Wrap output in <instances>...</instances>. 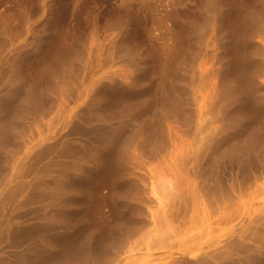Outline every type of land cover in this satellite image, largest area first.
<instances>
[{
  "label": "bare ground",
  "instance_id": "bare-ground-1",
  "mask_svg": "<svg viewBox=\"0 0 264 264\" xmlns=\"http://www.w3.org/2000/svg\"><path fill=\"white\" fill-rule=\"evenodd\" d=\"M206 2L200 6L199 17H195L197 19L194 20L193 18V21H190V18H186L188 15L186 17L184 15L185 19L190 22L185 21V19L183 20L181 17L182 20L179 18H176V20V14H174V12L177 10H174V12L173 8H169V11L167 10L170 21V26L168 25V29L170 28V32H168V41L170 40V42H167L169 44L168 47H166L168 49H166V53H168V74L166 83H164L165 87H161V91H159L160 93H158V95H156L157 92L155 91L156 93H153L154 96H119L120 102L116 103L119 105L111 103L117 107L115 106L114 108L112 105V108L110 106V101L113 102L114 99L110 100L111 96H107V94H109L108 92L124 89L137 93L143 89L141 83L144 81L141 83L139 82L140 70L137 72V69L144 67V58L139 52L140 56L137 55L135 48L133 49L131 45L127 43L125 38L126 33L122 32L113 37L110 50L109 52L107 51V54L104 53V55L106 54L108 58L110 57V60L108 59L109 62H112L111 59L113 57H121L123 59L127 56L125 61L130 60L129 64L131 63L136 67V72L133 71L132 73V71L124 70L125 68L119 71L121 70L119 69L121 65L118 66V70L104 68V71L100 70V72L98 71L99 73L93 76L91 75L92 77L84 88L85 96H83L84 94L81 96L79 94V96H68L71 91L68 89L69 87L66 88L63 84L59 83V80V82L56 81V78H59V74L61 73L60 70L57 74L52 72L55 74V77L57 76L56 78L54 76L52 77L53 74L50 73V76L54 78L52 80L50 77V84H53L55 81L57 82L54 84L55 87H53L54 85L51 86L54 89L58 88L60 90L58 91L56 89L59 92L56 91L58 93L56 94L59 96L51 95V98L47 96L50 93L47 91L48 88H45V92L44 90L37 92L35 88H32L33 86L29 87L28 85H24L25 83L19 81L20 79L18 77L19 80L16 78L18 81L15 83L12 82L13 80L15 81V79L10 80L11 78L8 77V75V78H4L6 82H3L4 87L1 86L2 88H0V151L3 150L4 155H2L5 158V162L1 160L3 158L0 159V162L5 164L0 163L1 170H3L2 168L4 166L7 168L6 170H8L10 166L9 162L12 159L14 160L13 157L15 154L17 155L16 152H20L23 145L27 147V143L29 144V142L32 141V134L24 131L28 130L30 124L34 123H32L34 119L33 115L37 113L42 117L49 115L50 112H54L52 114L56 116V125L53 127V133L47 137L49 142H51L50 147L52 148L50 161H48L49 166L42 167V169L40 168L35 176V179L38 180V184L34 186L36 190V197L34 198H37L35 206L38 202V208L34 207L36 210V216L34 215V217L35 219L38 218L36 221L40 219L39 222L41 221L43 224L38 222L37 224L39 226H33L34 229L41 228V230H35L36 234L33 233L35 236L33 237L31 234V237L28 239L25 234L28 232L25 224L26 221H28L27 218L29 217L30 219V216L26 218L30 210H27L28 212L26 213L24 209L21 213V209H16L17 213H21V215L19 213L20 216L17 218L14 216L15 212H10L14 217L11 216L12 220L11 218L8 219L10 222L6 220L5 224L7 226L10 225L9 229H11L13 225H17L16 227L13 226L16 228L14 229L17 230L19 226L18 228H20V230L18 231L24 233L19 236V232H17V237L15 236L17 233L13 234V232H15L14 229L10 231L15 237H20L17 241L11 238L12 234L7 233L8 236L10 235L9 238L13 241L10 245L15 248L11 250L12 252H7L6 249L0 248V264H35L42 255L46 256L50 253H55L56 246H58L59 242H66L67 240H73V238L78 237L76 231L77 224L80 223L79 221L82 222L79 218L82 219L81 216L83 215V209L80 205L81 200L79 201L83 193L79 190L78 184H88L90 178L93 175L98 176L103 172L107 164L111 167L112 172L115 173V176L113 175L115 177L114 181L116 186H119V192L114 191L112 192L113 194L109 193L108 195H113L109 198L107 195H104L105 197L107 196L105 198L106 201L108 198L111 212L114 214L116 213L119 219L117 217L116 220L111 219L112 222L110 223L114 228L108 225L110 224L108 218H103L102 221H105L107 227L109 226L111 229L117 227L116 234L114 233L115 230L112 232V235H114V244H116L111 248V251L109 250L110 252H107V256L103 257V255L100 256L97 254L95 245L92 242L93 238L87 237L85 239V247L80 250L81 254L78 255L75 260L72 259V261L65 258L64 260L66 262L63 263L64 260L62 259V263L60 262L61 260L59 261L61 264H87V259L88 263L91 259L90 264H112L119 253L122 251L126 253L124 252L123 244L127 238L143 228L147 229L157 222L167 221L168 219L165 214L167 215L168 213L164 214V210L166 211L168 208L165 205L161 206V201L159 205L156 203L159 198H155L157 196H155L154 185L156 186L157 183L155 182L156 184H153L155 180H152L154 177H157L159 180V175L162 173L163 175L166 173L169 175L171 188L182 190L184 188L182 186L187 184L186 186L189 188L187 191H192L190 188L194 190L195 185V187H198L199 191H204L203 194H208V198L211 199L212 197L214 202H221V206H224L223 208L226 207L225 210H227V213L229 210L228 214H230V209L228 208L234 207L235 198H238L239 192L243 193L247 191L251 184L254 185L253 183L261 179V177H264V0H252V3L250 0V10H247L244 16H241L243 20L240 18V21H242L244 25V29L241 30L244 31V33H241L243 36H240L241 42H239L243 50L242 52L239 51L241 54L238 53L240 55L237 59L232 56L233 53L231 54L232 50L230 47V40L232 41L235 36L229 39V34H227L229 32L226 31L228 29L227 27L225 28V23H223L225 20H223L224 15L227 14H225L226 8L229 7V5H227L228 1H226L227 3L225 2L228 7L224 6L222 0L216 1L214 4ZM231 5L234 6V4ZM173 6L175 9V4ZM177 8L180 9V7ZM230 8L235 9L234 7ZM231 11L229 14H232ZM179 12L182 13L180 10ZM240 13L243 14L242 12ZM179 20L182 23H180ZM176 21L180 23V26L182 25L181 29L179 28L180 26L178 27L179 29L177 28L180 32L176 30L180 33L179 36H174L177 35V32L173 35L175 23L177 25L179 24ZM239 25L240 23L237 24V26ZM109 28H111V26ZM174 37L177 38V43ZM236 37L235 39L239 40V37ZM236 44L234 45L235 47H237ZM237 50L236 48V52H238ZM82 54L81 48L69 55L67 53L66 55L68 57L66 60L60 62L58 66L56 65L58 68L55 67L53 70L56 68H63L62 66L68 65L69 60L73 59L72 57L79 59ZM135 54L139 56L137 61H134ZM121 58L119 59L121 60ZM113 64L115 63L113 62ZM4 83L6 85H4ZM72 83H74V81ZM63 87L66 89L65 91ZM62 88L63 90H61ZM7 102L14 103L17 111L15 115L12 114L13 116L11 118L9 117L6 119V117L4 118L5 114L2 112L4 111L2 108ZM95 120L101 121V123L98 122L101 124V129H99L100 126H97L96 129L94 128L91 130V135L89 133L87 134L84 127ZM47 127L50 129L49 126ZM35 128L37 127L35 126ZM22 136L23 139H19L22 138ZM73 144H75V146H73ZM25 146H23V148ZM147 161H149V163L150 161L156 162L155 167L151 168V164L147 166ZM16 162L18 161L16 160ZM154 163H152V167ZM18 167L17 165V168ZM12 173H14L13 170ZM163 175L160 176H167ZM192 175L198 178V181L195 182L197 185L195 183H193L194 185L189 183L191 180L190 178H193ZM10 176L13 177L14 175ZM188 177L189 181H187ZM185 179L188 183L184 181ZM195 179L196 178H193L192 180L195 181ZM188 184L191 186L189 187ZM251 187L256 188L255 186ZM185 189H183L184 192L186 191ZM195 190L197 191V188H195ZM190 191L188 193H190ZM195 192L194 194L196 195ZM195 195H193L195 198L193 197L192 200L197 199V195ZM263 195L264 194H262V196ZM188 196H186L187 198L185 196L183 198L182 196L183 201L182 198L181 200L179 199L180 202L183 203V208L181 207L183 210L184 208H191L192 205H198L197 203L194 204L193 201H191L190 204V202H188ZM23 198L25 197L23 196ZM103 198L101 197V200H103ZM239 200L238 198V201ZM242 201L240 200L238 204H241ZM246 202L247 201H243L242 203ZM220 204H218V206H220ZM246 206L249 207L247 204ZM193 207L192 211H195L196 207H194L195 209H193ZM240 207L241 206L238 208L241 209ZM255 207V210H258L256 212L257 214H246L248 216L247 218L243 216L245 212L249 211V208H247L248 211L244 208V210L241 211L242 213L244 212L243 214L240 212L242 218H245L246 222L249 224L248 231L251 237L249 235L245 237L252 238V243L249 242L251 243L249 244L250 246H246L248 250L245 249L246 259L244 260H246V264H261L264 262V254H262L264 251L262 250L263 252H260L261 247L264 248V201L259 204V206ZM80 208L82 211H80ZM198 208L199 207H197V209ZM168 211L170 210L168 209ZM186 211L187 210H185L182 215L185 214L186 216ZM203 212L205 213V211ZM104 213V211L103 214L100 212L99 215L102 214L103 216ZM113 213L111 214L114 215ZM111 214L109 216L113 218ZM119 214L126 215L127 223L125 222L126 227L124 230L122 231L119 228L120 232L117 233L119 231L118 224L121 222V219H124L120 218ZM223 214L226 217V214ZM99 217L97 215L96 218L98 219ZM191 217L190 214V218ZM32 219L34 218L32 217ZM45 223L48 224V227L46 226V228H43ZM122 224H124V222L120 223V226ZM7 228L4 227L5 231L8 230ZM96 232L98 231L96 230ZM7 234H5V236ZM27 234L30 233L28 232ZM2 240H0L1 245ZM5 245L8 246V243H5ZM9 247L8 249H11ZM48 257L51 258L52 255ZM45 258L43 257L42 259ZM54 262L59 263L56 260Z\"/></svg>",
  "mask_w": 264,
  "mask_h": 264
},
{
  "label": "rangeland",
  "instance_id": "rangeland-1",
  "mask_svg": "<svg viewBox=\"0 0 264 264\" xmlns=\"http://www.w3.org/2000/svg\"><path fill=\"white\" fill-rule=\"evenodd\" d=\"M216 1H219V0H0V49H1L0 50V88L4 87L3 82H6L5 79L10 77L11 78L10 80L15 79V81L13 80L12 82L15 83L20 79L19 81L24 82L25 83L24 85H26V86L28 85L29 87L33 86L32 88L36 89V90L35 89H33V90H35L37 92L43 91V90L45 92L46 89L48 88L47 91H48V93L49 92L50 93H49V95H47L48 93L46 92L47 94H45V95H47L48 97L50 96V98H51V95L52 96H59L57 94L59 93L58 91H60V90L58 88H56L58 90L57 91L53 87H55V85H54L55 83L60 81L59 82L60 84H63V86L66 88L69 87L68 89L71 90L70 92L68 91L70 93V94L68 93L69 94L68 96H79V95L81 96L83 94H84L83 96H85V93H84L85 86L87 85L90 78L94 74L99 73L100 70L104 71L105 69H108V68L118 70V66H120V65H121V67H119V69H121V70H119V71H122L123 68H125L124 70L132 71V73H133V71L136 70L135 66H133L131 63L129 64L130 60L125 61V59H127L126 58L127 56L124 57L123 59L121 57H115V58L113 57L114 60L112 58L111 59L112 62L111 61L109 62L110 57L108 58L106 55L110 50V46H111V42H112L111 40L113 39V37L117 36L118 33L122 32V33H126V35H125L126 41L129 45H131V47L133 49L135 48V52L137 53V55L140 56L139 53H141V56L144 58V62H145V63L143 62L144 67L137 69V72H138V70H140L139 71V73H140L139 74L140 75L139 76V79H140L139 82L141 83L144 81L143 82L144 84L141 83V85H143L142 90H144V89L145 90L144 91L141 90L140 92L138 91L137 93L134 91H128V90H124V89H118V90H115L113 92H108L109 94H107V96H111L110 100L114 99L113 102L110 101V104L111 103H114V104L119 103L120 102L119 96H154V94L156 92H157L156 95H158V93H160L159 91H161V87H165L164 83H166V78H167V74H168V70H167L168 69V58H167L168 53H166L168 49L166 47H168V44H169L167 42H170V40L168 41V39H169V37H168L169 33L168 32H170L169 31L170 28L168 29V27L170 26V21H169V17H168V13H167L169 11V8H173V12H174V10H177L175 12H179V10L182 12V13H180V12L175 13L174 12V14H176L175 19L176 18L177 19L182 18L184 20L185 17L188 15L186 18L187 19L190 18L189 20L193 21V18L195 20V19H197L195 17H199L200 6L202 4H204L205 2L209 3V4H214ZM226 1H228L229 4ZM225 2L227 3V5H229V7L226 5ZM222 3L224 4L225 7H228V8H226V12H225V14L227 13L228 15L227 14L224 15L223 20L224 19L225 20L223 21V23H225L224 24L225 28L227 27V29H228L226 31L229 32V33H227V34H229V36H228L229 39H232L233 36H235L233 39L236 42H234L233 39H232V41L230 40V42H231L230 47H231V50L233 51V52L231 51V54L233 53L232 56H234V58L237 59L239 57V55L241 54L240 52H242V50H243L242 45L239 43V42H241L240 36H243V34L241 35V33H244V31H241L244 29L243 28L244 27L243 22L240 21L241 19L243 20V17L241 18V16H244V13L247 10H250V8H251L250 4L252 3V0H251V3H250V0L249 1L248 0L247 1L246 0L245 1L244 0H233V1H231V0H224L223 1L222 0ZM230 3L234 4V6L231 5ZM174 4H175V9L173 6ZM177 7H180V9ZM230 7H234L235 9H232ZM183 9H185V10H183ZM241 9H243L244 12ZM231 10L232 11L234 10V11L232 12ZM230 11L232 14H229ZM240 12H242L243 14H241ZM184 15H185V17H184ZM196 15H198V16H196ZM236 18L239 20H237ZM189 20L187 21L185 19V21H187V22H190ZM236 20H237V22H236ZM176 22H178V21H176ZM231 22H232V24H231ZM180 23H182V22L180 21ZM180 23L178 25L175 23V25H177V26L174 25L175 28L173 27V30H175L174 31L175 33L173 32V35L176 34V32L178 31L177 28L180 26ZM239 23H240V25L237 26V24H239ZM110 26H111V28H109ZM112 26H113V28H112ZM179 28L181 29L182 25ZM116 29H118V30H116ZM119 30H121V31H119ZM178 32H180V30ZM178 32H177V35H174V36H179L180 33H178ZM236 36L239 37L240 41L238 39H235V38H237ZM174 38H175V41L177 43L178 42L176 40L177 38L176 37H174ZM92 43H93V45H92ZM236 43H238V44H236ZM90 44L92 47L90 46ZM235 44L237 47L234 46ZM176 47H177V44H176ZM19 48L21 50L22 49L23 50L21 51ZM80 48H81V51L83 53L81 55V57L79 58L80 61H79V59L72 57L73 59L69 60L70 63L68 62V65L62 66L63 67V68H61L62 70L57 69L58 68L57 66L60 64V62H62V61L64 62L66 60V58L68 57L66 55L67 53L69 55L72 52L78 51ZM236 48L238 49L237 50L238 52H236ZM104 53H106V54L104 55ZM238 53H240V54H238ZM91 55H92V57H91ZM134 56H135L134 61H137L139 56H136V54ZM119 58H121V60ZM84 62H85V64H84ZM113 62L115 64H113ZM47 66H48V68H47ZM55 67H57V68L55 70H53ZM56 70H58V71H56ZM59 70L61 73L59 74V78L57 76H56L57 77L56 78L54 76L55 74H53V73L57 74V73H59ZM50 73L53 74L52 77L54 76L57 79V80L55 79L57 82L55 81L53 83V81H52L53 84H50L51 83L50 80L52 78L50 76L51 75ZM77 73H79V74H77ZM7 75H8V77H7ZM10 75L11 76L13 75L12 76L13 78ZM74 76H76V77H74ZM64 78H65V80H64ZM53 79L54 78H52V80ZM60 79H62V80H60ZM73 81H74V83H72ZM4 85H6V84L4 83ZM51 85H54V86L52 87ZM144 85H146V86H144ZM63 88L61 90H63ZM65 90L66 89L64 88V91ZM80 93H82V94H80ZM66 96H67V94H66ZM117 99H119V100H117ZM15 104H16V102H15ZM112 105L113 104H111L110 106L113 108L114 105L113 106ZM116 105H119V104H116ZM115 106H114V108H115ZM2 110H4V111H2V112H4L3 114H5V116L3 115L4 118L6 117V119H7V118H9V117L11 118L13 115H15L17 108L14 105V103L12 104L10 102L9 103L7 102L6 105L4 104ZM52 113H54V112H50L49 115L42 116V117H41V115H38L37 113H36V115H33L34 121L32 120V123L33 122L34 123L30 124V126L28 127V130L24 131L26 133L30 132L32 134V136H33L31 138L32 141L29 142V144L27 143V147L25 145H23V146H25L24 147L25 149L27 148L26 150L22 146V149L20 148L21 151L19 150L20 152H16L17 155L16 154L14 155V157H13L14 160L12 159L9 162L10 166H9L8 170H6L7 168H5V166L4 167L2 166L3 170L5 168L4 172L0 168V172H1L0 174L3 175V176L0 175V178L2 177L0 180V182H1L0 188H2V189H0V191H1L0 192V240H2V239L5 240V241L4 240L1 241L2 245L0 244V248L2 247V249H6L7 252H12L11 250H13L15 248L12 245H10V243H12L13 241L9 238L10 235L8 236V234H12L10 231H12V229H14L17 226V225L16 226L13 225L15 227L12 226L11 229H9L10 225L8 223L10 221L8 219H10L11 216L12 217L16 216V218H17L18 216L21 215V213L23 212L24 209H25L24 212H26V213L30 210L27 215L25 214L26 218H27V216H30V219H31L30 220L28 217L27 218L28 221H26V224H25L26 230H28V232L30 233V234H27L28 232L25 231V232H27L25 234L28 237V239L31 237V234L33 237L35 236V235H33V233L36 234L35 232L38 231L37 229L41 230V228L34 229V226H39L37 223L40 220L39 219L36 221V219H38V218L35 219V217H34V215L36 214V210L34 207L38 208V202H37V205L35 206L37 198H34V197H36V194H35L36 190H35L34 186H36L38 184V180L35 179L36 174L38 173L40 168L42 169V167L44 168V167L49 166L48 161H50V156H51L50 154H52V148L50 147L51 142H49V140L47 139L48 135H51V133H53V131H52L54 129L53 127H54V125H56L55 124L56 116ZM38 118H40V119H38ZM48 120H51V121H48ZM43 122H45V123H43ZM98 122L101 123V121L95 120V121H92L93 124L88 123L84 127L87 134L89 133L91 135V130L94 128L96 129L97 126H100L99 129H101V124H99ZM89 124L90 125L92 124V125L90 126ZM35 126L37 128H35ZM47 126H49L50 129ZM29 128H30V130H29ZM39 128H41L42 130ZM38 129H39V131H38ZM47 132H49V133H47ZM21 135H22V133H21ZM23 136H22V138H19V139H23ZM42 136L43 137L45 136L44 139ZM90 139H92V138H90ZM33 141H34V143H33ZM73 146H75V144H73ZM31 149H33V150H31ZM22 152H23V154H22ZM0 153H1L0 159L3 158L1 160L3 162H5V158L3 157V155H4L3 150L0 151ZM16 160L18 162H16ZM3 162H0V163H3ZM30 162H31V164H30ZM147 162H148L146 164L147 166H148V164H149V166L151 164V166H150L151 168L155 167L156 162L155 163L153 161H150V163H149V161H147ZM15 163H17V164H15ZM152 163H154L153 167H152ZM3 164H5V163H3ZM13 164H15V165H13ZM17 165L19 166L18 168H17ZM12 166H14V167H12ZM104 169L105 170L103 172H101L98 176L93 175L90 178V182L88 184H84V183H82L80 185L78 184L79 190L83 193V195L81 193L82 197L79 198V201L81 200L80 205L83 209V211H82V209L80 208V211H82L83 215L81 213L82 216L81 215L80 216L82 217V219L79 218L80 220H82V222L79 221L80 223L77 224L76 231H77L78 237L73 238V240L72 239L67 240L66 242H64V241L59 242L58 246H56V252L55 253H50L48 255L44 254L46 256L42 255V257H40L36 261L35 264H52V263L54 264L55 260L58 262L61 260L60 262L62 263V261L65 258L67 260L70 259L69 261H72V259L75 260L76 257L81 254L80 250H82L85 247V239L87 237L93 238L92 242L95 245V249L97 251V254L100 256L103 255V257L107 256L106 255V254H108L107 252H110L111 248H113L115 246L116 243L114 244V235H112V232H114L113 230H115L114 233L116 234V230H117L116 228L117 227L115 229H113L114 227L111 225L110 222H112L111 219L116 220L118 218L117 217L118 215L116 216V213L114 214L113 212H111L109 202H108V198L113 194L112 192H114V191L119 192L118 191L119 186H116V184H115V181H114L115 180V177H114L115 173L112 172L111 167L107 164ZM12 170L14 173H12ZM19 172H20V175H19ZM9 174L12 176L14 175V176L11 177ZM160 175H163V173ZM160 175H159V177H160L159 180H161L162 182L159 181L157 177H154L152 179L153 181L155 180L153 182V184L155 182L157 183V184L155 183L156 186L154 185L155 196H157L155 198H157V199L159 198L158 200L156 199L157 200L156 203L158 205L160 204V201H161L162 204H160V205L161 206L165 205L170 210V211H168V209H166V211L164 210V214L168 213L167 215L165 214V216L168 219V220L167 219L166 220L168 222L165 220L163 222L160 221L162 224L160 222H157L156 224L151 225L147 229L143 228V229L139 230L138 232L134 233L132 235L133 238H132V236L127 238L123 244L124 245L123 246L124 252H126L127 254L123 253V251H122L121 253H119L118 256H116V259L114 260V262L112 264H246L247 262L245 263L246 260H244V259H246L245 258L246 257L245 256L246 255L245 249H247L246 248L247 245L252 243V241H251L252 238H250L251 236L249 235V231H248L249 230V228H248L249 224L246 222L245 218L244 219L242 218V214L244 212L242 213L241 211H243L244 208H246V211H248L247 208H249L250 213H249V211L245 212L244 216H243V217L246 216V218L248 217L247 215H249V214L251 215V213L255 214L258 211V210H255V208H256L255 206H259V204L263 203V201H264V195L262 196V194H264V177H261V179H258L256 181L257 183L256 182L253 183L254 185L251 184V186H255L256 188L249 186L251 189L248 188L247 191H244L243 193L239 192L240 194L238 193L239 195H241V196L238 195V198L241 201L242 200L247 201L248 203L247 202L242 203L243 202L242 201L241 204L240 203L238 204V202L240 200L238 201V198L236 197L235 198L236 200L234 202V207H232L233 205L231 206L232 208L227 207L228 209H230V214H228L229 210L227 213V210H225L226 207L223 208L224 206L223 207L221 206L222 205V204H220L221 202H219V203H218V201L214 202V200L212 199L211 196H209V197H211V199L208 198V194H206V195L203 194L204 191L203 192L199 191L198 187L197 186L195 187V185L193 183L198 181L197 177L192 175L193 178H196L195 181L192 180L193 179L192 177L190 178L191 179L190 181H189V177L187 178V181H189V183L191 185L192 184L194 185V190H193V188H190L193 192L189 190L190 193L192 192L191 197H190V193H188L189 191H187V189H189L186 186L187 184H185L183 182L185 185L182 186V187H184L183 189L186 188L185 189L187 191V192L185 191L186 193L183 191V189L182 190L176 189L177 190V193H176V190L171 188V182L169 181V175H167V173L164 175L165 176L167 175L168 177L167 176L161 177ZM4 176H6V177H4ZM184 181L186 183H188L186 181V179ZM190 184H188L189 187L191 186ZM195 184L197 185V183H195ZM162 187H164V188H162ZM195 188H197V191L195 190ZM22 192H24V193H22ZM194 192L196 193L197 196L194 194ZM254 192H255V194H254ZM109 193H112V194L108 195ZM161 193L162 194L164 193V194L162 195ZM104 194L108 196L107 201L105 199L107 196L105 197ZM188 194H189V196H188ZM179 195H180V198H179ZM181 195L183 196V198H184V196L185 197L188 196V202H190V204H191V201H193L194 204L197 203L199 205V206L198 205L197 206L192 205V207L193 206L196 207V210L195 211L193 210L196 213H194L192 211V207L191 208L189 207L190 209L188 208L189 211L191 210L192 212L191 211L189 212L187 208H184V210L182 209L183 203L180 202V200L182 198ZM193 195H195L197 199L192 200V198L194 197ZM23 196L25 198H23ZM204 196H205V198H204ZM260 196H261V198L262 197L263 198L261 199ZM83 197H84V199H83ZM101 197L102 198L104 197L103 200H101ZM183 198H182V201H183ZM190 198H191V200H190ZM198 201H199V203H198ZM207 201H208V203H207ZM23 202H24V204H23ZM105 203H107V204H105ZM215 203H216V205H215ZM217 203L220 204L221 207L218 206ZM87 204H88V206H87ZM244 204H245V207H244ZM246 204L249 205V207L246 206ZM201 205H203L204 207ZM215 206H217V207H215ZM239 206H241L240 207L241 209L238 208ZM23 207H25V208H23ZM166 207H163V208H166ZM177 207H179V208H177ZM194 207H193V209H195ZM197 207H199V208L197 209ZM16 209L17 210L21 209V211H20L21 213L20 212L17 213ZM33 210H34V212H33ZM185 210H187L186 216H185V214H183V215L186 218L182 215V213ZM103 211L106 213V214L104 213L105 216L104 215L102 216ZM203 211H205V213ZM208 211H209V213H208ZM253 211H255V212H253ZM10 212L11 213L15 212L14 216ZM100 212L102 213V214H100L102 217L99 215ZM110 212L113 213L114 215H112ZM19 213H20V215H19ZM211 213H213V214H211ZM223 213H225V214L227 213L226 217ZM110 214H111V216H113V218L109 216ZM190 214L192 217L194 215L193 218L191 217L192 219L190 218ZM237 214L239 217L237 216ZM97 215H98V217L100 216L101 218L99 217L97 219L96 218ZM209 215H210V217H209ZM114 216H115V218H114ZM205 216H207V217H205ZM32 217L35 220L32 219ZM119 217L125 219L126 215L125 214L124 215L119 214ZM103 218H108V221L110 223L108 225H110V227H113L112 229L109 226L107 227L105 221L104 222L102 221ZM124 219L123 220L121 219V222H120V223L124 222V224H122L121 226H120V223L118 224L119 225L118 230L120 228V230L123 231L124 228L126 227L125 224L127 223L126 222L127 218L125 220ZM169 219H170V221H169ZM180 219H182V220H180ZM210 219H212V220L209 221ZM6 220L9 221L7 223L9 226H7L5 224ZM11 220H12V218H11ZM199 220H201V221H199ZM203 221L205 224L203 223ZM106 222H107V220H106ZM39 223H41V221ZM41 224H43V222ZM41 226H43V225H41ZM46 226L48 227V224L45 223V226L43 228H46ZM4 227L5 228L8 227L7 228L8 230L5 231ZM18 227H17V230H15L16 228L14 229L15 232H13V234H16L17 232H19V236H20L24 232L20 233V231H18V230H20V228H18ZM80 229H81V231H80ZM96 230L98 232H96ZM120 230L117 233H119ZM31 231H32V233H31ZM235 231H237V232H235ZM142 232L144 234L145 233L146 234L144 235ZM233 233H235V234H233ZM1 234H2V236H1ZM5 234H7V235L5 236ZM13 234H12L11 238L13 240L15 239V241H17V239L20 238V237L17 238L18 233L15 235L17 237H15ZM247 235H249L250 237L246 238L245 236H247ZM13 236H14V238H13ZM7 238H8V240H7ZM9 239L11 242L9 241ZM130 239L133 241H131ZM249 242H251V243H249ZM5 243L6 244L8 243V246L5 245ZM9 246H11V247H9ZM8 247L11 249H8ZM262 250L264 251L263 247H261L260 252ZM262 254H264V253H262ZM51 255H52V257H51ZM48 256H50L51 258H49ZM43 257L44 258L47 257V258L42 259ZM90 261H91V259H90ZM90 261L88 263V259H87L86 263L90 264ZM60 262L59 263L56 262V263L61 264ZM64 262H66V261L64 260L63 263ZM261 264H264V262H262Z\"/></svg>",
  "mask_w": 264,
  "mask_h": 264
}]
</instances>
